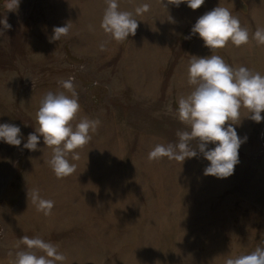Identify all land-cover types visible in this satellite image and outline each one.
Returning <instances> with one entry per match:
<instances>
[{
    "label": "rangeland",
    "instance_id": "obj_1",
    "mask_svg": "<svg viewBox=\"0 0 264 264\" xmlns=\"http://www.w3.org/2000/svg\"><path fill=\"white\" fill-rule=\"evenodd\" d=\"M163 2L118 0L120 10L150 9L136 16L135 36L117 42L100 27L105 0H20L15 10L0 0V20L11 25L0 24V124L18 126L23 137L20 146L0 141V264H14L23 236L56 245L64 264H224L264 246V120L242 111L234 127L244 142L228 178L205 176L210 162L199 153L183 163L148 159L155 144L176 143L187 130L175 109L191 90V56L219 55L264 75V45L254 39L212 52L191 35L219 5L254 33L264 27V0H205L196 10ZM67 24L68 35L50 41ZM69 78L81 105L73 123L100 124L80 159L69 156L76 171L57 178L43 137L36 151L23 145L38 127L43 95H71L59 84ZM32 189L54 201L51 214L37 211Z\"/></svg>",
    "mask_w": 264,
    "mask_h": 264
},
{
    "label": "clouds",
    "instance_id": "obj_2",
    "mask_svg": "<svg viewBox=\"0 0 264 264\" xmlns=\"http://www.w3.org/2000/svg\"><path fill=\"white\" fill-rule=\"evenodd\" d=\"M163 6L166 8L163 0ZM168 4L179 7L186 3L190 9H199L205 0H167ZM20 0H8V10L18 8ZM100 27L113 40L123 42L129 36H135L137 15L149 11L150 5L143 4L134 11L120 10L118 0H105ZM171 19V17H170ZM4 29H10L7 18L0 20ZM69 24L53 28L50 41H59L69 33ZM198 34L204 46L214 52L229 43L236 47L246 45L254 39L258 45H264V27L258 26L254 33L243 27L238 16L223 6H217L201 15L191 28V35ZM0 35H3L0 32ZM190 38V37H189ZM101 50L104 44L100 45ZM187 83L190 91L177 97L175 115L187 126V130L177 131L176 143H157L148 153L150 161L162 158L184 162L187 158L197 157L198 153L209 161L204 169L205 176L228 178L234 174L239 163V149L244 140L238 136L234 125L242 118V111L254 122L264 120V75L240 65H229L221 56L212 54L207 57L191 56L187 68ZM59 84L65 91H48L40 100L35 114L38 127L29 133L25 149L36 151L40 140L52 150L46 161L57 178L72 175L80 159L79 149L87 145L92 133L99 127L98 119L83 117L78 122L81 105L72 78L61 80ZM168 110L172 108L169 105ZM23 137L21 129L10 123L0 124V141L11 146H20ZM246 139V138H245ZM209 144L215 146L208 148ZM28 199L36 205L37 211L51 214L54 201L40 197L38 189L27 193ZM20 245L24 247L21 248ZM14 264H64L67 257L58 247L40 237L23 236L17 245ZM42 253V254H38ZM224 264H264V246H257L250 253L229 256Z\"/></svg>",
    "mask_w": 264,
    "mask_h": 264
},
{
    "label": "trees",
    "instance_id": "obj_3",
    "mask_svg": "<svg viewBox=\"0 0 264 264\" xmlns=\"http://www.w3.org/2000/svg\"><path fill=\"white\" fill-rule=\"evenodd\" d=\"M241 3H242V1H240ZM240 10H241V8H240Z\"/></svg>",
    "mask_w": 264,
    "mask_h": 264
}]
</instances>
